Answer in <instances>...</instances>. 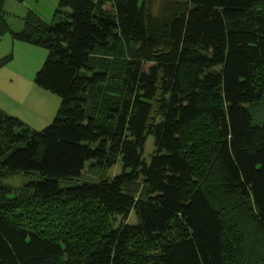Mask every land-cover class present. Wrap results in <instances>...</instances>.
<instances>
[{
    "label": "trees",
    "instance_id": "obj_1",
    "mask_svg": "<svg viewBox=\"0 0 264 264\" xmlns=\"http://www.w3.org/2000/svg\"><path fill=\"white\" fill-rule=\"evenodd\" d=\"M15 37L61 104L0 110V177L37 178L0 181V264H264V0H60ZM89 163L122 172L60 186Z\"/></svg>",
    "mask_w": 264,
    "mask_h": 264
},
{
    "label": "rangeland",
    "instance_id": "obj_2",
    "mask_svg": "<svg viewBox=\"0 0 264 264\" xmlns=\"http://www.w3.org/2000/svg\"><path fill=\"white\" fill-rule=\"evenodd\" d=\"M154 10L168 0H151ZM60 0H4L0 20V61L6 64L0 68V110L16 117L34 131H42L55 119L61 104V98L35 85V76L47 58V50L16 39L15 35L24 31L26 18L30 13L39 16L44 22H53ZM262 103V102H261ZM254 117L264 116V103L251 109ZM154 150V139L149 137L143 158L149 161ZM122 172V166L116 165L106 172L87 164L82 176L70 183H61L62 188L95 183L101 178L110 179ZM6 177V176H5ZM0 177L3 186L9 187V199L27 189L30 182L37 178L33 175L16 174ZM129 223L135 222L131 216ZM247 246V242L244 239ZM261 244V240H258Z\"/></svg>",
    "mask_w": 264,
    "mask_h": 264
}]
</instances>
